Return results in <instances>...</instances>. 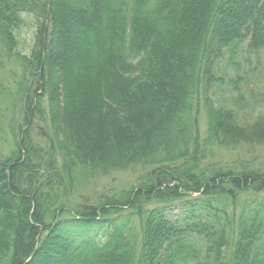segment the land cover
<instances>
[{"label":"trees","instance_id":"1","mask_svg":"<svg viewBox=\"0 0 264 264\" xmlns=\"http://www.w3.org/2000/svg\"><path fill=\"white\" fill-rule=\"evenodd\" d=\"M243 44L264 0H0V264H264V115L213 99Z\"/></svg>","mask_w":264,"mask_h":264},{"label":"rangeland","instance_id":"2","mask_svg":"<svg viewBox=\"0 0 264 264\" xmlns=\"http://www.w3.org/2000/svg\"><path fill=\"white\" fill-rule=\"evenodd\" d=\"M31 16V15H29ZM32 17V16H31ZM25 17L24 23L18 32L19 51L28 54L33 41L32 18ZM223 71L227 70V76L213 87V99L219 104L232 108L238 115L240 122H249L258 114L264 115V48L257 52L247 51L245 44L240 46L235 56L221 61ZM73 70V69H72ZM70 71L76 80L79 79L77 72ZM76 73V74H75ZM13 65H6L1 72L2 83L5 89L0 95V109L3 116L0 131V153L8 155L14 147L17 131L13 123L15 107L18 104V94H15L18 74ZM73 78V79H74ZM219 152L214 155V160L221 162L229 161L235 154ZM135 175L131 173H120L106 177L102 180L106 187L111 190L125 188L134 183ZM105 187V188H106Z\"/></svg>","mask_w":264,"mask_h":264}]
</instances>
